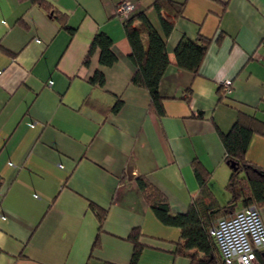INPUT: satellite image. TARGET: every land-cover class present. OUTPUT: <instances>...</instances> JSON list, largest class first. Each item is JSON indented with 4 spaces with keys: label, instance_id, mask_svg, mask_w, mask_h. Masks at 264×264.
Here are the masks:
<instances>
[{
    "label": "crops",
    "instance_id": "obj_1",
    "mask_svg": "<svg viewBox=\"0 0 264 264\" xmlns=\"http://www.w3.org/2000/svg\"><path fill=\"white\" fill-rule=\"evenodd\" d=\"M48 1L73 32L27 0H0V264H129L134 227L136 264H190L195 250L174 252L180 229L158 221L135 178L145 176L182 213L200 189L198 160L212 194L223 189L217 202L227 201L218 131L237 112L264 120V0H175L183 12L166 38L171 61L182 37L206 48L197 74L173 64L164 72L161 117L148 90L131 82L130 47L113 14L121 0ZM129 1L161 32L153 0ZM98 31L112 40L111 65L100 64L98 48L83 62ZM96 69L101 86L89 81ZM116 99L118 110L105 109ZM246 158L264 166V136H252ZM91 203L106 209L96 246Z\"/></svg>",
    "mask_w": 264,
    "mask_h": 264
},
{
    "label": "trees",
    "instance_id": "obj_2",
    "mask_svg": "<svg viewBox=\"0 0 264 264\" xmlns=\"http://www.w3.org/2000/svg\"><path fill=\"white\" fill-rule=\"evenodd\" d=\"M27 1L55 16L61 25L73 32L74 29L66 25V14L59 12L48 0ZM149 7H152L158 17L161 32L154 26L145 9L138 11L133 9L127 17L120 19L130 47L129 58L135 67L131 82L148 90L150 108L156 116L161 117L164 114V96L159 90V83L164 72L169 65L173 64L179 69L197 74L206 44L200 37L195 39L182 37L173 49V60L171 61L166 38L173 30L174 20L182 15L183 3L175 0H153ZM96 48L99 50L98 60L101 65H111L116 59L112 50L111 38L106 33L98 31L94 34L88 54L83 60L85 64L88 62L89 55ZM89 81L101 86L104 83L101 70L96 69ZM219 90L222 97L221 87ZM121 104V99H116L111 106H107L105 109L116 111ZM218 133L224 149L223 160L230 168L229 178L225 185L229 198L224 204H219L208 188V173L203 170L198 160L192 161L191 167L200 184V189L191 199L186 211L182 213H172L164 193L145 176L135 178L145 203L158 221L180 229V237L175 244L174 252L195 250L190 255V264H225L210 232L211 227L219 218L232 214L238 209L249 205H254L257 208L264 206V166H258L246 158L252 136L254 134L264 136V120L257 118L254 114L237 112L229 130L225 133L218 131ZM124 178L130 179L131 177L126 173ZM90 206L99 225L93 242L96 246L106 217V209L93 203ZM140 235L139 227H134L128 236V239L134 244L129 264H136L138 261L141 250ZM257 257L259 262L264 264V254L260 252ZM105 264L112 263L106 262Z\"/></svg>",
    "mask_w": 264,
    "mask_h": 264
},
{
    "label": "built area",
    "instance_id": "obj_3",
    "mask_svg": "<svg viewBox=\"0 0 264 264\" xmlns=\"http://www.w3.org/2000/svg\"><path fill=\"white\" fill-rule=\"evenodd\" d=\"M133 9L134 3L121 0L114 7L113 13L118 18H124ZM223 85L229 88L230 81H224ZM210 232L225 264H261L257 254H264V221L256 206L249 205L219 218Z\"/></svg>",
    "mask_w": 264,
    "mask_h": 264
},
{
    "label": "rangeland",
    "instance_id": "obj_4",
    "mask_svg": "<svg viewBox=\"0 0 264 264\" xmlns=\"http://www.w3.org/2000/svg\"><path fill=\"white\" fill-rule=\"evenodd\" d=\"M151 20H152V22L155 24V23H157V21H156V18H154V16L152 17L151 16ZM224 190L226 191V189H225V187H224ZM213 193H215L214 195V197L217 199V198H221V200H223V198H225V195H223V189H220V188H218V187H213ZM225 194H227L226 192H224ZM229 198V195H228V197H227V199ZM219 200V199H218Z\"/></svg>",
    "mask_w": 264,
    "mask_h": 264
}]
</instances>
